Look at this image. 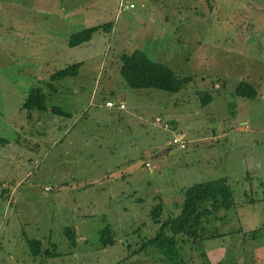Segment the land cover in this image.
<instances>
[{"label":"rangeland","instance_id":"rangeland-1","mask_svg":"<svg viewBox=\"0 0 264 264\" xmlns=\"http://www.w3.org/2000/svg\"><path fill=\"white\" fill-rule=\"evenodd\" d=\"M133 49L189 80L174 92L129 87L119 55ZM76 61L75 75L46 86ZM239 79L255 96L233 94ZM32 86L68 115L27 114ZM180 129L183 148L170 143ZM0 136V264H167L153 247L137 251L156 227L148 210L161 200L177 212L180 188L211 175L227 179L236 206L195 264H264V183L245 179L264 180V0H0ZM105 224L113 243L102 246ZM31 237L56 254L30 255Z\"/></svg>","mask_w":264,"mask_h":264},{"label":"trees","instance_id":"trees-1","mask_svg":"<svg viewBox=\"0 0 264 264\" xmlns=\"http://www.w3.org/2000/svg\"><path fill=\"white\" fill-rule=\"evenodd\" d=\"M119 60L118 72L129 87H153L174 92L180 90L189 80V76H176L170 66L150 58L139 49L121 53ZM79 64V61L68 63L52 71L48 75L46 86L51 89L53 81L67 75H75ZM217 81L212 83L217 84L215 88L213 87L215 90H218L223 83V80ZM233 94L251 98L255 96L256 89L249 81L239 79L233 88ZM211 98L209 92L202 89L199 97L200 105H206ZM20 104L27 114L32 110H48L52 113L68 115V112L59 106L47 105L45 94L39 86L29 87ZM4 140L0 136V145ZM0 192L5 193L4 188L0 189ZM232 193L227 179L222 176L192 181L184 188H180L178 203L174 204L177 209L175 213L165 209L161 200L155 201L147 214L156 227L151 236L140 241L137 251L153 247L157 258H163L167 264H195L197 255L205 259L201 242L225 234V231L217 230L215 221L224 219L227 210L236 206ZM62 232L67 238L68 245H74L75 229L72 226H64ZM111 233L112 230L108 224L99 229V242L102 246L113 243ZM25 242L32 256L56 254L48 247L41 249V241L37 238H26ZM193 251L195 253H192ZM205 260H201L198 264H207L208 260Z\"/></svg>","mask_w":264,"mask_h":264},{"label":"crops","instance_id":"crops-1","mask_svg":"<svg viewBox=\"0 0 264 264\" xmlns=\"http://www.w3.org/2000/svg\"><path fill=\"white\" fill-rule=\"evenodd\" d=\"M120 101H122V100H120ZM123 102V101H122ZM120 109H122V108H120ZM178 132V134H179V136L181 137V138H183V135H184V132L182 131V129H180V130H178L177 131ZM211 133H212V136H211V139L212 140H214V139H217V137H216V135H217V130L216 129H214V130H211ZM1 146L2 145H0V148H1ZM2 149V148H1ZM259 172H262V171H258L257 173L259 174V176L258 177H256V178H253L255 175L254 174H247V173H245V175H246V177H245V179H246V184H247V187H249V188H251L252 187V180L254 181V183H256L253 187H255L256 186V189H258V187H260V190H261V187H262V185H263V183H264V180L260 177V175H263L262 173H259ZM218 177H222V176H219V175H211V176H207V177H201V178H199L198 180H201L202 178L203 179H207V178H218ZM195 181H197V180H195ZM248 188V189H249ZM262 198L264 199V194H263V196H262ZM245 201H247V202H251V203H254L256 200H255V198L253 197V196H248V197H246L245 198ZM169 207H170V205H168V209H169ZM264 227V226H263ZM241 228V227H240ZM99 230V229H98ZM98 230H97V232H98ZM251 231V230H250ZM213 238H216V237H213ZM210 239H212V238H210ZM210 239H207V241H209ZM236 244H238L239 245V242H235ZM210 244V243H209ZM202 246H203V241L201 242V249H202ZM212 244H210V245H208L207 247H206V252H205V250L204 249H202V251L204 252V254H206V255H208V256H210L211 255V253H210V251H212ZM219 254H215V255H213V253H212V257H217ZM210 261V260H209ZM248 264H254L253 262H250V263H248Z\"/></svg>","mask_w":264,"mask_h":264},{"label":"built area","instance_id":"built-area-1","mask_svg":"<svg viewBox=\"0 0 264 264\" xmlns=\"http://www.w3.org/2000/svg\"><path fill=\"white\" fill-rule=\"evenodd\" d=\"M127 6H132V3L131 2L127 3ZM213 86L216 87L217 84L214 83ZM104 105L110 107V106H113L114 105V102L111 101V100H105L104 101ZM117 106L119 108H123L124 107V104H123L122 101H118ZM160 121H161V118L159 116H155L154 117V122L156 124H160ZM161 123H162V127H164V128L169 127V124L166 121L161 122ZM170 141H171L170 143L176 144L178 148H183L184 147V143L182 141V138L179 136L178 132L173 131L172 137H171V140ZM51 188H52V186H50V185H44L43 186V190L44 191H48Z\"/></svg>","mask_w":264,"mask_h":264}]
</instances>
